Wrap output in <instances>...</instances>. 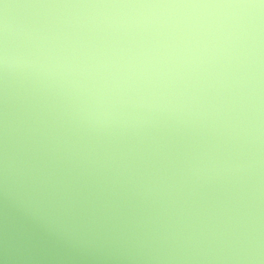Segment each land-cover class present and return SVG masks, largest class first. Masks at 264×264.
Masks as SVG:
<instances>
[{"label":"clouds","instance_id":"obj_1","mask_svg":"<svg viewBox=\"0 0 264 264\" xmlns=\"http://www.w3.org/2000/svg\"><path fill=\"white\" fill-rule=\"evenodd\" d=\"M0 89L6 195L264 253V0H0Z\"/></svg>","mask_w":264,"mask_h":264},{"label":"rangeland","instance_id":"obj_2","mask_svg":"<svg viewBox=\"0 0 264 264\" xmlns=\"http://www.w3.org/2000/svg\"><path fill=\"white\" fill-rule=\"evenodd\" d=\"M11 156V135L9 136ZM4 104L0 89V264H264L196 237L144 227L63 198L5 194ZM264 220V199L257 201ZM96 226V227H95Z\"/></svg>","mask_w":264,"mask_h":264},{"label":"water","instance_id":"obj_3","mask_svg":"<svg viewBox=\"0 0 264 264\" xmlns=\"http://www.w3.org/2000/svg\"><path fill=\"white\" fill-rule=\"evenodd\" d=\"M96 227V226H95Z\"/></svg>","mask_w":264,"mask_h":264}]
</instances>
